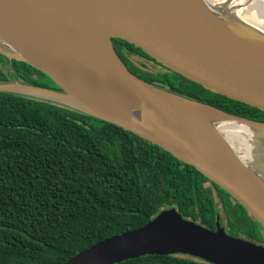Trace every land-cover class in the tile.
Returning a JSON list of instances; mask_svg holds the SVG:
<instances>
[{
    "label": "water",
    "instance_id": "obj_1",
    "mask_svg": "<svg viewBox=\"0 0 264 264\" xmlns=\"http://www.w3.org/2000/svg\"><path fill=\"white\" fill-rule=\"evenodd\" d=\"M226 17L224 25L204 0H0V53L32 65L60 88L10 80L0 82V91L48 100L161 146L226 189L264 229V121L144 80L113 44L124 39L210 90L264 109V36L239 17ZM115 98L138 102L142 111L130 117ZM198 106L216 115V125ZM224 122L250 130L249 149L234 141V128L230 139L223 133ZM216 220L212 229L177 207L165 208L64 264H115L149 254L264 264V244L228 233L219 213Z\"/></svg>",
    "mask_w": 264,
    "mask_h": 264
},
{
    "label": "trees",
    "instance_id": "obj_2",
    "mask_svg": "<svg viewBox=\"0 0 264 264\" xmlns=\"http://www.w3.org/2000/svg\"><path fill=\"white\" fill-rule=\"evenodd\" d=\"M113 42L122 61L144 80L264 121V109L210 90L124 39ZM132 55L163 70L138 66ZM10 80L60 89L44 72L0 53V82ZM217 198L228 233L264 241L262 225L226 189L161 146L48 100L0 91V264H64L110 236L144 226L169 207L215 229ZM115 264L211 263L149 254Z\"/></svg>",
    "mask_w": 264,
    "mask_h": 264
},
{
    "label": "bare ground",
    "instance_id": "obj_3",
    "mask_svg": "<svg viewBox=\"0 0 264 264\" xmlns=\"http://www.w3.org/2000/svg\"><path fill=\"white\" fill-rule=\"evenodd\" d=\"M215 1L220 4L219 7H216L217 4ZM204 2L216 18L224 23V25H226V20H228L226 14H233L242 19L250 28L264 36V0H204ZM224 2L230 3L229 5H224ZM115 100L117 109L130 117L142 111V106L138 102L119 98H115ZM196 109L205 119L216 125V115L205 111L200 106L196 107ZM222 124L224 125L226 123L224 122ZM231 127L234 128V141L238 145L242 142L249 149L250 130L246 126L236 123H233L232 126L229 124L224 125L221 129L228 138Z\"/></svg>",
    "mask_w": 264,
    "mask_h": 264
},
{
    "label": "rangeland",
    "instance_id": "obj_4",
    "mask_svg": "<svg viewBox=\"0 0 264 264\" xmlns=\"http://www.w3.org/2000/svg\"><path fill=\"white\" fill-rule=\"evenodd\" d=\"M130 59L138 66H141L147 70H151V71H158V70H163V67L152 61V60H149L147 58H144L142 56H137V55H132L130 56ZM217 205L219 207V214H220V217H221V220L223 218V220L221 221L222 225H225L226 226V212L222 206V203L219 201V198H217ZM241 237L245 238V239H248V240H252V241H255L257 243H262L264 244V242H259L257 240H254L253 238L249 237L248 235H245V234H242Z\"/></svg>",
    "mask_w": 264,
    "mask_h": 264
},
{
    "label": "flooded vegetation",
    "instance_id": "obj_5",
    "mask_svg": "<svg viewBox=\"0 0 264 264\" xmlns=\"http://www.w3.org/2000/svg\"><path fill=\"white\" fill-rule=\"evenodd\" d=\"M113 44H114V42H113ZM262 242V241H261ZM264 242V241H263Z\"/></svg>",
    "mask_w": 264,
    "mask_h": 264
}]
</instances>
